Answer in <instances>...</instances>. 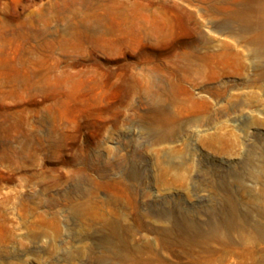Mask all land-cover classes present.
<instances>
[{
    "label": "rangeland",
    "instance_id": "1",
    "mask_svg": "<svg viewBox=\"0 0 264 264\" xmlns=\"http://www.w3.org/2000/svg\"><path fill=\"white\" fill-rule=\"evenodd\" d=\"M233 1L0 0V264L264 260V51ZM217 201L247 225L188 249Z\"/></svg>",
    "mask_w": 264,
    "mask_h": 264
},
{
    "label": "bare ground",
    "instance_id": "2",
    "mask_svg": "<svg viewBox=\"0 0 264 264\" xmlns=\"http://www.w3.org/2000/svg\"><path fill=\"white\" fill-rule=\"evenodd\" d=\"M225 9L228 12L229 19L224 21L222 26L233 27L236 23L239 30L242 32L249 31L250 29L254 30V34L249 40L252 44L256 43L257 46L250 48L249 52L253 56L260 57L264 51V35L261 36V32H264V0H234L233 5L231 7H226ZM194 65H196V67L193 68ZM199 65L200 64L198 63H189L186 70L194 69L199 72L204 66V63L200 66ZM75 160L77 163H87L85 157L83 159L81 157H76ZM123 161L124 159H122L120 163ZM122 170V174H126L127 172L131 175L135 174L134 171ZM79 171V167H77L76 172L78 173ZM226 205L223 201H217L215 207L204 210L208 214V218L205 222L206 229L204 232L200 231L193 223L180 224L181 242L189 249L191 245H194L195 243L197 244L198 242L207 244V239L212 238L223 245L224 249L232 248L233 244L236 242L233 238V232L240 229V225L242 224L246 226L247 222L238 219V208L234 203ZM249 227L251 228V234L255 239L264 240V224L253 222L252 224H249ZM194 229H196V231H194ZM197 234L203 235V238L201 240H196ZM238 234V241L244 243L245 231L239 230ZM124 257L125 259L132 261L134 254L127 252ZM203 262L204 264L211 263L209 257L205 258ZM259 263L264 264V260H261Z\"/></svg>",
    "mask_w": 264,
    "mask_h": 264
}]
</instances>
